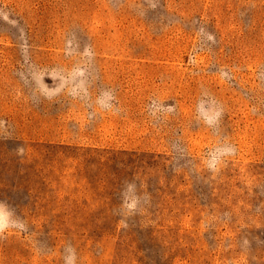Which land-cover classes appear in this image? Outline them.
Segmentation results:
<instances>
[{"label":"rangeland","instance_id":"rangeland-1","mask_svg":"<svg viewBox=\"0 0 264 264\" xmlns=\"http://www.w3.org/2000/svg\"><path fill=\"white\" fill-rule=\"evenodd\" d=\"M0 264H264V0H0Z\"/></svg>","mask_w":264,"mask_h":264}]
</instances>
